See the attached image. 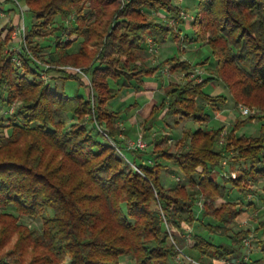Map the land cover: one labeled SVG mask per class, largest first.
Returning <instances> with one entry per match:
<instances>
[{
	"label": "trees",
	"instance_id": "obj_1",
	"mask_svg": "<svg viewBox=\"0 0 264 264\" xmlns=\"http://www.w3.org/2000/svg\"><path fill=\"white\" fill-rule=\"evenodd\" d=\"M23 1L33 22L22 50H8L11 30L3 37L0 30V104L10 127L0 138V264H126L121 258L127 257L132 264H179L171 228H195L190 249L202 264L203 257L239 260L251 233L232 227L243 208L214 202L233 189L245 197L253 192L251 183L264 178V0H188L195 6L189 32L174 0ZM47 37V45L35 43ZM148 38L156 45L171 39L177 54L148 64L140 55ZM192 43L209 47L211 55L196 63L181 59ZM48 50L54 58L41 60ZM209 61L213 70L206 68ZM163 66L172 77L189 78L167 83L143 119L144 131L159 114L174 117L175 124H207V108L216 111L227 99L206 94L208 83H221L235 109H257L236 120L221 144L223 127L204 125L184 129L174 149L165 137L153 145L151 153L173 162L185 184L164 185L157 159L145 163L137 151L126 156L117 122L136 105L114 110L109 104L120 88L139 91L144 78ZM198 66L206 76L195 81L190 75ZM44 71L52 86L41 77ZM68 81L87 94H68ZM254 120L260 123L256 132L236 133ZM226 154L232 156L224 169ZM19 216L39 226L20 223ZM203 229L221 240L205 237ZM259 261L264 242L254 263Z\"/></svg>",
	"mask_w": 264,
	"mask_h": 264
},
{
	"label": "rangeland",
	"instance_id": "obj_2",
	"mask_svg": "<svg viewBox=\"0 0 264 264\" xmlns=\"http://www.w3.org/2000/svg\"><path fill=\"white\" fill-rule=\"evenodd\" d=\"M176 3L179 5H182L181 9V16L184 20V25L187 27L184 29L185 32H189V22L193 19L194 16V4L191 1L188 0H174ZM72 18V16L70 17ZM33 22V18L31 17V14L26 10V6L24 5L23 0H0V30H1V37H3L8 30H11L10 32V42L8 44V50L18 52V50H22L21 47L24 46L25 43V36L27 33L28 26ZM167 25L171 26L174 24L172 22V19H167L166 20ZM183 25V26H184ZM21 30L20 32L18 31ZM51 37H47L44 41L43 40H36L35 43L39 42L41 45H47L50 43ZM75 45V44H74ZM72 46L69 50L75 49V46ZM185 51L183 55L181 56V59H188V61L192 63H196L198 61L203 60L204 58L208 57L211 55L210 49L207 46H201L199 47L198 44H187L185 46ZM177 54V49H176V44L171 40L168 39L165 43H162L160 45H156L150 38L147 39V42L144 45L143 50H141L140 55L147 61L148 64L150 65H158L162 60H164L167 57H171L172 55ZM53 53L51 51L45 52L41 56V60H50L53 59ZM40 68L43 70L47 68L46 64H41L38 62V60L35 61ZM210 63V61H209ZM207 64L208 66L206 67L209 70H213L214 67H212L211 64ZM209 65H211L209 67ZM68 69L72 70H77V68L67 66ZM197 70V71H196ZM200 71V73H199ZM157 75L156 82L159 83L161 86L162 83L164 86L163 90L159 88V92L154 93V96L157 97L156 100L159 102L162 98L161 96L164 95V89L167 87V83L169 80L174 81V82H184L186 78L188 79L189 77H184L183 75L177 76V77H170L169 71L167 66L160 67L157 72H155L152 76L150 77H145L144 81L153 79V77ZM195 81H200L201 78L205 77V71L203 68L195 67V72L193 75ZM41 77L43 78L44 81L49 82V84L52 86L53 85V79L49 75L46 74V72H42ZM192 78V77H191ZM114 87L120 88V85L117 83L111 84ZM65 91L68 92V94H72L76 91L79 93L83 94L84 96L87 94V90L83 87H79L74 81H68L64 85ZM126 88H120V93L117 97L113 98L110 100L109 104L112 109L118 110V109H125L126 106L129 104H135L137 105L133 108H131L128 113H123L122 118H120L117 122L118 126L120 129L123 131L122 134L125 135V142L123 144V150L126 154V156L130 159H132V154L134 153L133 151H137L141 157L144 158L145 163H154L159 160L160 163L163 165V170L161 173V180L164 185H173L176 182L179 183H186L185 179H181V175L179 171L176 169L177 167L173 162L162 160L157 155L154 153H151V150L153 148V145L158 142L161 138L165 137L166 144L169 146L170 149H174V142L181 136V131L183 129H196L198 127H204V125L207 128H218V127H223V132L220 134V140L219 144H221L223 140V136L225 135V131L228 130L235 122L236 120H242L245 119L246 117L243 116L240 112V106L239 105L236 109L233 107V102L232 99L229 97L227 90L225 87L220 83L216 84H211L208 83L203 87V91L206 94L209 95H218V94H226L227 99L226 102L223 106L218 108L216 111L220 110V113L215 114L216 111H213L210 107L207 108L206 112H211L212 116L207 122V124L204 125H199L198 123L192 121L191 119H183L180 121L178 124L173 123V120L175 119L174 117H168L164 118L161 117L159 118V115L151 119L149 124L152 125L151 129L144 131L143 128V117L141 116L143 112L138 113V114H133V119L137 122L136 125H132L128 117L134 112V110L138 105L141 106L143 105L144 101L146 100L144 97H132V98H124V95H126L127 90ZM198 103H202L200 99L197 100ZM210 106V105H209ZM245 107H249L246 105H243ZM13 107V106H12ZM11 107V108H12ZM253 108L255 110L254 114L257 112V109L255 107H249ZM208 112V113H209ZM253 115V114H252ZM64 116V119L66 120L67 126H69V123L71 120L69 117L66 115ZM221 116V117H219ZM224 117V123L223 121H220ZM221 118V119H220ZM2 119V120H1ZM166 121L168 123V127L166 126ZM220 121V122H219ZM254 123H245L242 127L243 129L239 130L244 131L247 134H252L256 132L257 126H258V121L254 120ZM8 120H7V113H6V108L0 104V138L2 136H6L10 133V127L7 125ZM222 124V125H221ZM88 127H91L90 124ZM241 127V128H242ZM141 140L144 143L143 149H138L134 146V144L138 141ZM131 146V147H130ZM130 151L131 153H129ZM232 154V152H229ZM231 154H226L224 156V164L223 166L224 169H227L228 165L230 164L231 161ZM149 158V159H148ZM172 170V171H171ZM174 170V171H173ZM233 194L235 195H240V193L236 190H234ZM231 196H235V195ZM202 201H199L197 204V208L200 209L202 207ZM5 211H12L11 208H7ZM0 212H3V210L0 209ZM20 223L27 224L31 227H38V221H32L29 218L19 216L18 217ZM233 229H237L235 225L232 226ZM172 232L175 233V236L173 239L175 243L182 249L184 254L187 257H190L194 260L197 261L196 258H194L190 252L184 250V246L182 244V239L185 238L187 242L190 240L192 237V234L194 232V229H185V232H179L174 229H170ZM202 233L205 237L212 239L213 241H220L221 236L215 235V234H210L206 230H202ZM253 240V237L249 238L248 241ZM253 249L257 248L256 243L254 242L253 244ZM243 249L241 248V251ZM253 259H255L253 257ZM122 263L126 264H132L131 260L127 258H121ZM177 261L179 264H188L187 259L184 257L178 258ZM67 264V263H66ZM264 264V263H262Z\"/></svg>",
	"mask_w": 264,
	"mask_h": 264
},
{
	"label": "crops",
	"instance_id": "obj_3",
	"mask_svg": "<svg viewBox=\"0 0 264 264\" xmlns=\"http://www.w3.org/2000/svg\"><path fill=\"white\" fill-rule=\"evenodd\" d=\"M184 28L186 29L187 27L184 25ZM185 60H188V59H185ZM209 64H211L213 67L212 62H210ZM211 65H209V67ZM164 67L165 66H163V68ZM170 77H172V76H170ZM156 78H157V75H155L153 77V79H149V80L144 81V84L142 85L140 90L137 92H135L133 90V88H126L125 89V90H127V92H126V95H124V98H126V97L132 98L135 96V97H144L146 99L144 101L143 105H141V106L138 105L134 110H132L134 112L128 117V119L130 120L132 125L137 124V122L135 120H132L133 114L135 115V114L143 112V113H141L142 114L141 116L144 119L150 113L152 106L154 104L158 103V101L156 100L157 97L154 96V93L159 92V88L163 90L164 87H162V86H164V85L162 83V85L160 86L159 83L156 82ZM169 81H171V80H169ZM214 84H216V83H214ZM163 97H164V95L161 96V98H163ZM136 105H137V103H136ZM220 111H221V109L216 111L215 114L217 115V113H220ZM161 117H162V114L159 115V118H161ZM219 117H221V116H219ZM166 118H168V117H166ZM220 121L224 122V117ZM174 122H175V119L173 120V123ZM224 123H226V122H224ZM252 123H254V122L252 121L251 124ZM259 125H260V123L258 122L257 129H258ZM166 126L168 127L167 121H166ZM241 129H243V127L240 128V130ZM240 130L238 129L236 131V133L238 135L245 133L244 131H240ZM182 131H181V133H182ZM245 134H247V133H245ZM223 165H225V164H223ZM223 167H225V166H223ZM235 174H236L235 172H230L231 177H235ZM251 188H252L253 192L249 193L245 197L242 194H240L239 196L233 194V192H234V189H233L228 194H226L223 199H219V200H216L214 202V204L218 205L221 201H235V202L239 203L241 205V207L243 208V211L236 217L234 225L236 226L237 229L241 228V229L251 230V233L248 236H246L245 238L249 239V238L253 237V240H250L248 245L243 243V245H242L243 250L241 251L240 259L239 260L233 259V260L237 261V262L243 261L245 264H256V263H254V261L258 260L261 257V242H264V229L256 230V228L258 227L259 221L264 220V178L261 181H259L258 183H251ZM232 194L235 196L234 197L231 196ZM182 240H183L182 244L184 246L183 247L184 250L190 252L194 258H197L198 254L195 251L190 249V247L193 244L192 237L190 238V240H188L191 242H187L185 240V238ZM254 242L256 243V247H257L255 249H253V247H252ZM253 257L255 259H253ZM201 260L204 264H222L224 259H212V258H208V257H203ZM262 263H264V261H259L257 264H262Z\"/></svg>",
	"mask_w": 264,
	"mask_h": 264
},
{
	"label": "built area",
	"instance_id": "obj_4",
	"mask_svg": "<svg viewBox=\"0 0 264 264\" xmlns=\"http://www.w3.org/2000/svg\"><path fill=\"white\" fill-rule=\"evenodd\" d=\"M18 31L20 32L21 30H19V28H18ZM197 71V70H196ZM194 72H195V70H194ZM194 72L191 74V75H193L194 74ZM199 73H200V71H199ZM190 75V78L191 79H194V77L193 76H191ZM240 112H241V114L243 115V116H251L252 114H254V112H255V110L253 109V108H249V107H245V106H243V105H241L240 106ZM104 135H105V133H103ZM134 146L136 147V148H138V149H143V147L145 146L144 145V143L141 141V140H138L135 144H134ZM131 147V146H130ZM171 232V231H170ZM171 243L175 246V249H176V251H177V259L178 258H181V257H185L186 259H187V263L188 264H202V263H200L199 261H196V260H194V259H192V258H190V257H187L185 254H184V252L182 251V249L175 243V241L173 240V239H171ZM243 243L244 244H246V245H248L249 244V241H248V238H244L243 239ZM222 264H239L237 261H234V260H223V263Z\"/></svg>",
	"mask_w": 264,
	"mask_h": 264
}]
</instances>
